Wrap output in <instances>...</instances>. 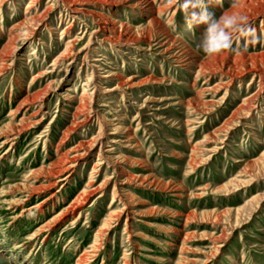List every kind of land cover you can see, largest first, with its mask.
Wrapping results in <instances>:
<instances>
[{
	"label": "rangeland",
	"instance_id": "rangeland-1",
	"mask_svg": "<svg viewBox=\"0 0 264 264\" xmlns=\"http://www.w3.org/2000/svg\"><path fill=\"white\" fill-rule=\"evenodd\" d=\"M72 1L0 0V264H264V0H206L258 37L211 56L179 0Z\"/></svg>",
	"mask_w": 264,
	"mask_h": 264
},
{
	"label": "clouds",
	"instance_id": "clouds-1",
	"mask_svg": "<svg viewBox=\"0 0 264 264\" xmlns=\"http://www.w3.org/2000/svg\"><path fill=\"white\" fill-rule=\"evenodd\" d=\"M235 4V0H233ZM179 9L190 27L205 25L195 48L205 55H215L226 50H236L233 45L239 40L248 44L258 42L256 30L243 14L216 17L209 11L206 0H179Z\"/></svg>",
	"mask_w": 264,
	"mask_h": 264
},
{
	"label": "bare ground",
	"instance_id": "bare-ground-1",
	"mask_svg": "<svg viewBox=\"0 0 264 264\" xmlns=\"http://www.w3.org/2000/svg\"><path fill=\"white\" fill-rule=\"evenodd\" d=\"M238 1V0H237ZM140 3H142L141 1H139ZM172 2V1H171ZM239 2H240V4H241V2H244L243 4H246L245 3V0H239ZM239 2H236L237 4H234L233 5V9H235L236 7L238 8L239 7ZM251 3V2H250ZM249 3V4H250ZM69 4L72 6V8H74L75 10H78V8H77V6H74L73 4V1L71 0H69ZM139 4V3H138ZM149 6H148V9L147 10H150V9H153L152 8V4H153V0H151V2L149 1ZM242 4V5H243ZM34 6L30 3V2H27V4L25 5V7H24V11H26V12H28L30 9L32 10V8H33ZM80 8V7H79ZM232 9V8H231ZM243 9V8H242ZM251 9V8H250ZM249 9V10H250ZM256 9V8H255ZM48 10V9H47ZM159 11V10H158ZM25 12V13H26ZM227 14V13H226ZM232 14V13H231ZM254 15V13L252 14H249V16L250 17H252ZM29 16H31V15H28V19H29ZM101 16V15H100ZM248 16V17H249ZM75 17V16H74ZM102 17V16H101ZM36 17H33V18H31V19H35ZM37 20V19H36ZM39 20V19H38ZM27 21V20H26ZM155 22V21H154ZM33 22H31V23H28V22H25V21H23L22 23H19L18 22V24H16L14 27L15 28H17L18 30H19V36L17 37L16 36V38H14L12 41H10V44L13 46V48L12 49H17V48H15L16 47V45H15V42L17 43L19 40H24L25 39V37L26 38H28V31L29 30H31L30 28H29V26L32 24ZM36 23V22H35ZM18 25H19V28H18ZM33 25V24H32ZM36 25V24H35ZM114 23H111V22H109L108 20H106V21H103V22H101V24H100V27H101V29H103V28H108V29H106L107 30V32L105 33L106 34V36H104V37H106V39L107 40H113L114 39V36H113V31H114ZM67 26V25H66ZM51 28V27H50ZM66 29H67V27H66ZM35 30V29H34ZM50 30H52V29H50ZM32 31V30H31ZM116 35V34H115ZM119 36H120V34H119ZM121 36H122V34H121ZM22 37V38H21ZM118 38H120V37H118ZM117 39V38H116ZM128 40V39H127ZM20 42V41H19ZM74 42V41H73ZM68 43V42H67ZM243 55V54H242ZM252 58H262V57H264V53H259V54H253V55H250ZM262 61V60H261ZM207 67V66H206ZM204 69V68H203ZM208 80V79H207ZM222 84V83H221ZM84 86H88V81H84L83 82V87ZM221 86V85H220ZM219 86V87H220ZM83 95V94H82ZM248 104V103H247ZM247 104H246V106H247ZM17 108H18V106H17ZM247 108V107H246ZM237 109V108H236ZM248 109V108H247ZM234 112V111H233ZM84 117V116H83ZM20 131V130H19ZM119 131V130H118ZM4 132V131H3ZM15 132V131H14ZM13 133V132H12ZM18 133V132H17ZM15 134V133H14ZM128 134V133H127ZM5 137V136H4ZM8 137V136H7ZM16 138V137H15ZM1 143V142H0ZM89 146H91V142L89 143V144H84V143H79V145H77V146H75L71 151H73V153H72V155L71 156H68V155H66L65 157H63L60 161H59V163H57V164H53L54 165V167L51 169V174L54 176V178H58V180H60V181H62V180H66L68 177H69V175H70V171H71V169H73L74 167H75V165L79 162V160L81 159V158H83V157H85L86 155H87V153H88V150H89ZM127 147L128 148H130V150H135L137 147H139V144H137V142L136 143H131V145H127ZM71 149V148H70ZM114 149H110L109 150V152H112ZM141 150V149H140ZM68 153V152H67ZM61 155V154H60ZM64 155V154H63ZM107 158V157H106ZM105 158V159H106ZM102 159V158H101ZM109 159V158H108ZM113 159V158H112ZM59 160V159H58ZM110 161V160H109ZM112 161V160H111ZM131 161V160H130ZM55 162H57V161H55ZM122 162H124V161H122ZM127 162V161H126ZM129 162V161H128ZM131 162H134V163H139V162H141L140 160H138V158L136 159H134L133 161H131ZM100 163H101V161H100ZM103 163V162H102ZM101 163V164H102ZM104 164H105V162H104ZM118 164V163H117ZM52 165V166H53ZM97 166V165H96ZM121 170V169H120ZM68 172V173H67ZM64 173H67L66 175H64L63 176V174ZM129 174V173H128ZM127 174V172L124 170V169H122L121 170V172H120V176H125L126 178H124V180H123V182L124 183H126V182H134V181H136V180H139L136 176L135 177H129V176H127L128 175ZM132 176H134V175H132ZM131 180H133V181H131ZM56 181V180H55ZM140 181H141V183H144V182H148L149 181V178L147 177V178H144V179H140ZM152 181H155V180H152ZM156 182V181H155ZM124 183H122V184H124ZM93 184V183H92ZM91 185V184H90ZM121 188H123V186L122 187H120V188H118L117 186H115V187H113V190L114 191H116V192H114V193H112V195H113V198H112V201H114L116 198L118 199V198H120L119 196H131V197H128L125 201H124V203L123 204H125V206H124V209H126V212H127V210H129V211H131V204H132V198L134 197L133 195H131V194H129V192H130V190L129 189H127V191H125V192H121L119 189H121ZM95 189V188H94ZM100 188L99 187H97L95 190L97 191V190H99ZM178 187L177 188H174L173 190L174 191H178ZM92 190V189H91ZM94 191V190H93ZM92 194V191H84V192H82L81 194H80V197L79 198H77L78 200H75V199H73V200H75V201H77V202H75V203H72L70 206H69V208L70 209H74L75 207H78V206H82L83 205V201H86V199L90 196ZM69 205V204H68ZM67 208V207H66ZM28 209V208H27ZM35 209V208H34ZM39 209V208H38ZM115 211V210H114ZM122 211V210H121ZM120 211V212H121ZM109 213V212H108ZM111 213V212H110ZM116 213H117V211H116ZM135 213V212H134ZM111 216L110 217H112V215L113 214H110ZM117 216L119 215V214H116ZM115 215V216H116ZM135 215L136 216H141V214H140V212H136L135 213ZM59 215H57V217H58ZM108 216H109V214H108ZM108 220H110V218L108 219ZM148 225L149 226H153V223H148ZM139 236L141 237V238H146V236L143 234L142 235V233H140L139 234ZM173 244V243H172ZM214 246V245H213ZM219 246L220 245H218V246H215L217 249H219Z\"/></svg>",
	"mask_w": 264,
	"mask_h": 264
}]
</instances>
